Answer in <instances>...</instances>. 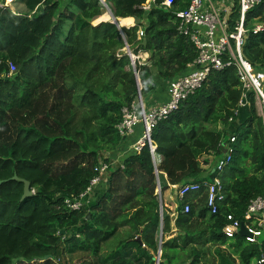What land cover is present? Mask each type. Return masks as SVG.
<instances>
[{
    "label": "trees",
    "instance_id": "1",
    "mask_svg": "<svg viewBox=\"0 0 264 264\" xmlns=\"http://www.w3.org/2000/svg\"><path fill=\"white\" fill-rule=\"evenodd\" d=\"M19 1L26 9L20 18L0 9V264H68V256L77 253L97 258V264H155L160 232L164 237L171 228L170 217L160 216L157 190L163 194L170 186L202 184L205 173L212 181L217 174L205 170L209 164L204 158H221L231 138L232 161L220 176L226 199L218 214H208L205 197L178 206L176 227L184 235L162 245L168 251L162 253L161 264H201L196 250L206 234L209 242L228 245L240 264L264 256V238L249 244L240 234L232 240L222 234L228 215L244 222L249 202L264 195V122L252 91L246 106H240L246 93L234 66L212 71L201 89L156 125L151 139L161 162L156 164L147 145L124 154L130 137H142L141 125L125 138L117 130L123 109L138 103L139 88L145 103L156 79L167 91L195 61L197 50L180 34L176 19L190 0H172L167 8L161 7L166 0H157L148 13L141 8L146 0L109 1L115 18L136 21L130 29H118L125 46L136 57L147 53L150 58L144 65L135 62V77L124 75L122 101L111 99L117 93L110 82L101 89L76 85L95 107V125L66 117L70 114L61 110L59 93L38 100L36 93L73 61L96 68L105 64L110 70L129 65V56L123 61L112 56L118 48L115 25L91 26L104 13L98 0H69L65 8L62 0ZM39 6L42 12L32 15ZM237 9L236 4L230 22L238 18ZM70 21L86 29L77 43L74 28L66 30ZM250 22L264 23V1L247 15L248 29ZM243 56L254 69H264V31H249ZM8 63L16 68L12 78L5 76ZM102 162L107 164L105 181L89 196ZM14 176L30 183L32 197L22 200L24 184L12 181ZM85 193L79 210L67 205ZM186 203L188 214L183 213ZM110 242L115 246L105 254ZM217 256L219 264H231L228 252Z\"/></svg>",
    "mask_w": 264,
    "mask_h": 264
},
{
    "label": "built area",
    "instance_id": "2",
    "mask_svg": "<svg viewBox=\"0 0 264 264\" xmlns=\"http://www.w3.org/2000/svg\"><path fill=\"white\" fill-rule=\"evenodd\" d=\"M18 0H6L0 4V9H6ZM110 0H98L103 12L113 17ZM264 0H237L238 18L230 22L233 11L223 16L220 12L223 0H190L187 8L176 13L179 21V32L190 39L197 50L195 61L189 66L188 73L174 82L167 88L168 101L162 105L146 108L142 96L138 94V103L123 109V118L117 126L118 133L125 138L134 134L138 126H142L143 134L133 147L139 152L146 145L155 157V148L151 139L153 129L156 125L167 119L173 112L179 109L180 105L193 96L206 82L212 71H222L224 68L234 66L245 93L240 106L244 107L248 103V92L254 93L255 104L258 115L264 122V69L257 70L244 58L243 48L246 43L249 31L259 34L264 31L263 23L253 24L254 27L248 29L246 25L247 15ZM13 2V3H12ZM157 0H146L142 5V10L150 12L156 6ZM172 0H166L161 7H171ZM111 20V19H110ZM109 20V21H110ZM121 30V29H120ZM139 37L143 36L140 31ZM138 61V60H137ZM140 64V63H139ZM6 77H11L16 73V68L12 63H8ZM190 69V70H189ZM235 138H231L230 144L224 145V154L220 159L213 173L217 176L211 182L202 184H188L179 190V198L184 200L190 195H198L202 188L206 189V208L209 215H217L219 206L225 199L224 185L220 176L232 161ZM107 167L99 169V173L105 172ZM100 184V178H95L91 182L88 192ZM86 196L81 195L79 200L72 201L67 205L73 210H79L82 206L81 199ZM190 204H184V214L190 212ZM227 223L222 229V234L228 240L235 239L244 225L247 236H242L246 243L258 244L264 234V195L252 199L244 214V222L236 219L233 215L227 216ZM157 264H160L158 262ZM255 264H264L262 256Z\"/></svg>",
    "mask_w": 264,
    "mask_h": 264
},
{
    "label": "rangeland",
    "instance_id": "3",
    "mask_svg": "<svg viewBox=\"0 0 264 264\" xmlns=\"http://www.w3.org/2000/svg\"><path fill=\"white\" fill-rule=\"evenodd\" d=\"M6 2V0H0V4ZM13 3V2H12ZM17 3V4H16ZM66 5V4H63ZM19 6L18 1L11 4V6H9V8L12 7L13 11L17 12V7ZM99 19V18H98ZM97 19V20H98ZM96 21V20H95ZM94 21V22H95ZM93 22V23H94ZM103 25H112L113 21H108L106 23H101ZM256 24H259V22H256ZM115 25V24H114ZM264 25V23H263ZM91 26L94 27L93 24H91ZM250 27L253 28V22H250ZM74 28L73 32H74V37H76V39H73V41L77 43V36L84 34V32L86 31V29H80L79 27H77V24L75 21H70L68 23V25L66 26V30L69 31V29ZM115 28L118 31L119 37H118V48L117 50L112 53V56L117 60V61H123L125 59V57L129 56L128 54L133 55V53L129 50L126 49L125 46V39H124V34L120 33V31L118 30V28L115 25ZM72 41V42H73ZM98 44H101L99 46L102 47V42L98 41ZM130 57V56H129ZM136 57V56H135ZM131 59V58H130ZM130 64L127 66H121V65H115V69L114 70H110L106 67L105 64L102 65V67H94L93 65H83L80 64V62L77 61H73L72 64L67 63L66 64V70L64 71H60L57 74H54L53 76L49 77L47 84L45 86H40V88L37 91V95H36V100L43 98L44 96H50L51 94H57L59 93V101L61 102V110L65 112V115H67L68 113L70 114V116H66V117H70L73 116L74 118H72L74 121H80L81 119H87L90 121H93L92 124L95 125L96 120H94L95 118V107L92 106L91 102L88 100H85L83 98V92L81 90L78 89V87L76 86L77 84L81 83V84H90L92 86V88L94 89H101L106 87V84L108 85V83L110 82V87L114 90V92L117 93V95H111V99H116V101H122L123 100V94L121 92L122 90V82H123V78L125 74H131L132 76L135 77L134 74V68L135 66H133V62L129 61ZM136 62V60H135ZM16 74V73H15ZM15 74L13 76H15ZM13 76L9 77L12 78ZM112 78L113 81H109V79ZM137 98H138V94H137ZM136 98V99H137ZM143 102H144V98H143ZM146 103V102H145ZM144 103V105H145ZM54 105H52L51 107H53ZM59 109L56 108V111H58ZM71 112L73 113V115H71ZM150 149V148H149ZM106 154V153H105ZM113 154V153H112ZM110 154V155H112ZM107 155V154H106ZM113 164H119L118 161H115ZM100 167H107V164H105L104 162L100 163ZM99 167V168H100ZM107 170V169H106ZM106 170L103 173H99L97 178H100V183L105 181V174H106ZM92 191L87 192V194H89V196H91ZM159 201H160V208H159V213L161 218L163 219L164 215H168L169 213H172L171 216H173L172 218H176V216L174 217V212L177 213V210L175 209L176 206H171L168 207L169 205L166 204L168 203V198L165 197L164 201L162 200L161 197V190L158 189L157 193ZM67 203L70 204L71 200H67ZM82 207V206H81ZM170 217V216H169ZM170 218V219H172ZM201 220V219H200ZM174 223V220L172 222L171 220V224ZM205 228H207L206 224L205 226H203L202 229L205 230ZM123 234L125 232H127L126 230H122L121 231ZM162 235V232H160V236ZM120 238V236L118 237V239ZM264 235L260 238L263 239ZM208 234H206L205 236H203V239L201 240V244H199V249L196 250L198 252H200V260H201V264H219V259H218V252H228V258L231 261V264H240L239 260L237 259L236 253H230V251H228V245H222L219 242H213V241H208ZM160 242V249L161 253H164L168 250L164 249V247L162 248V243ZM116 243V242H115ZM113 243H109L107 246H105V250L103 251L105 254L108 253V251L110 249H112L113 245L115 244ZM160 252V251H158ZM157 252V255H158ZM171 254V253H169ZM157 255L155 257V262H160L161 263V257L160 260L157 261ZM162 256V255H161ZM88 254H82V253H77V254H73L71 256H68V264H97V258L96 259H92ZM43 262H38V264H41ZM191 263V261H186L184 262V264H189ZM156 264V263H155Z\"/></svg>",
    "mask_w": 264,
    "mask_h": 264
},
{
    "label": "crops",
    "instance_id": "4",
    "mask_svg": "<svg viewBox=\"0 0 264 264\" xmlns=\"http://www.w3.org/2000/svg\"><path fill=\"white\" fill-rule=\"evenodd\" d=\"M68 2H69V0H62V3L63 4H66L67 5ZM18 3H19V6L17 7V12L16 11H13L12 7L11 8H8V9L10 10L12 16L17 17V18H20V17H22L23 15L26 14V9H25V6L22 4L21 1H18ZM63 4H62V7L65 8L66 5H63ZM236 4H237L236 3V0H223V2H222V8L223 9H220L219 8V10H220V12L222 13L223 16H226L227 14H229L228 11H230V12L233 11V9L235 8ZM42 10H43V6H39L38 9H36V11L32 15H39L42 12ZM104 14L105 13H103V15ZM127 19H132L133 20V24L131 26L122 27L123 29L124 28L125 29H130V28H132V27H134L136 25L135 19H133V18H127ZM120 20H125V19H117V22L119 23ZM93 22H92V24L94 25ZM76 24H77V27H79V24L78 23H76ZM100 24H98V25H100ZM253 24H256V22L255 23L253 22ZM98 25H94V26H98ZM149 58H150L149 57V54H147V53H141V54L138 55V57H136V60H138L141 65H144V64H147L149 62ZM155 81H156L155 82V90L152 91L150 93V95H148V96L145 97V102H146V104H147V106L149 108L154 107L156 105H162V104L166 103L168 101V99H169L168 94H167V91L161 85L160 79H156ZM138 137H139L138 134H136L133 137H130L128 139V142L127 143L130 142V145H128V147L125 149L124 154L127 153V152H129V150H132L133 149V147L135 146V144L140 139ZM224 152H223V154H224ZM111 156H115V155L112 154ZM222 157L221 158L220 157L215 158V157H212V156L211 157H207L206 156L204 158V161H207L209 165H207V166L204 167L205 170L208 171V170H210L212 168V171L211 172H213V170H214L217 162L220 159H222ZM162 158H163L162 156L155 155L154 160H155L156 164L159 163V162H161ZM204 176H205V179L203 180V183L210 182L211 181V179H209V175L208 174L205 173ZM202 190H203L202 193L200 195H198V196H196V195H190V196L186 197L184 200H181L179 198V196H178L179 195V187L178 186H170L163 194L161 192V197H162V200L163 201H164L165 197H167L168 198V203H166V204L169 205L168 207H170V209H171V206L173 205V206H176L175 209L177 210L178 206H182L186 199L191 198L193 200L192 203L196 204L198 198L199 199H203L204 197L206 198V189L203 187ZM168 214H169L170 218L173 217V216H171L172 213H169L168 212ZM175 216H176L175 219L174 218L171 219L172 222L174 220V223L171 224L170 232L168 234H166L164 237L162 235L161 236L159 235V241H161V243H162L161 245H165V244H169L171 242H174L175 240L181 238L184 235L176 227V222L178 220V215H177L176 212H174V217ZM138 240L141 241L140 237H138L136 239L137 242H138ZM158 243H159L158 244V247L160 249V242H158ZM141 245H142V241H141ZM113 246H115V244ZM159 249H158V251H159ZM255 262L253 264H255ZM155 263L157 264V262H155ZM141 264H150V263L148 261H146V260L145 261L142 260Z\"/></svg>",
    "mask_w": 264,
    "mask_h": 264
},
{
    "label": "water",
    "instance_id": "5",
    "mask_svg": "<svg viewBox=\"0 0 264 264\" xmlns=\"http://www.w3.org/2000/svg\"><path fill=\"white\" fill-rule=\"evenodd\" d=\"M112 19H113V23L118 26L117 21H116V18L114 17V15H113ZM126 49L129 50V47L127 46ZM128 55L130 56V54H128ZM130 58H131V61L134 63L133 65H135L134 58H132L131 56H130ZM136 80H137V85L140 87V82H139V79H138V75L137 74H136ZM139 92L141 93V89H139ZM12 181L21 182V183L24 184V194H23L22 200H24L26 198H29V197H32L34 195V192L31 190V185H30V183L28 181L19 179L17 176H14L13 179H12ZM2 184H3V181H0V186ZM239 234L241 236H244V237L247 236V231H246V228H245L244 225L241 227V230H240ZM138 242L141 244V241L140 240H138ZM159 251L160 252H158V256H157V259L158 260L157 261H159V258L161 256V250H159ZM15 263H16V261H15Z\"/></svg>",
    "mask_w": 264,
    "mask_h": 264
},
{
    "label": "bare ground",
    "instance_id": "6",
    "mask_svg": "<svg viewBox=\"0 0 264 264\" xmlns=\"http://www.w3.org/2000/svg\"><path fill=\"white\" fill-rule=\"evenodd\" d=\"M110 19H111V16H110V15H106V14H104V15H102L101 17H99L98 20H96V21L94 22V25H98V24L103 23V22L106 23V22H108ZM132 24H133V20H132V19H125V20H120V21H119V25H120L121 27L131 26Z\"/></svg>",
    "mask_w": 264,
    "mask_h": 264
},
{
    "label": "clouds",
    "instance_id": "7",
    "mask_svg": "<svg viewBox=\"0 0 264 264\" xmlns=\"http://www.w3.org/2000/svg\"><path fill=\"white\" fill-rule=\"evenodd\" d=\"M18 1H19V0H18ZM117 19H118V18H116V21H117ZM111 20L113 21L112 18H111ZM113 24H114V23H113ZM117 24H118V26L115 24V25L117 26V28L123 30V28L119 25L118 22H117ZM130 56H131L132 58H134V60H136V57H135V56H132V55H130ZM136 61H137V60H136ZM133 66H134V65H133ZM139 89H140V88H139ZM139 93H140V92H139ZM139 93H138V94H139ZM140 94H141V93H140ZM142 100H143V97H142ZM155 155H156V153H155ZM152 156H153V155H152ZM153 159H154V157H153ZM154 161H155V160H154ZM212 173H213V172H212ZM187 185H188V184H187ZM180 189H181V188H179V190H180ZM183 210H184V208H183ZM161 255H162V254H161ZM160 257H161V256H160ZM159 260H160V258H159Z\"/></svg>",
    "mask_w": 264,
    "mask_h": 264
}]
</instances>
